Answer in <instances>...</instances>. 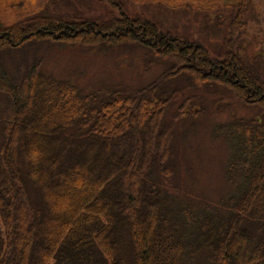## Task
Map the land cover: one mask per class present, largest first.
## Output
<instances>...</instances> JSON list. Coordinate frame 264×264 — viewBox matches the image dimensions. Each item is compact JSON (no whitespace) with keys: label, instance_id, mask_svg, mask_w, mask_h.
Here are the masks:
<instances>
[{"label":"trees","instance_id":"trees-1","mask_svg":"<svg viewBox=\"0 0 264 264\" xmlns=\"http://www.w3.org/2000/svg\"><path fill=\"white\" fill-rule=\"evenodd\" d=\"M57 1L0 0V264H264V78L236 51L254 0H130L226 13L217 53L120 0H99L117 12L106 19ZM40 43L143 50L167 73L143 89L85 92L44 73L37 49L5 61ZM176 81L259 112L213 128L228 150L215 202L181 178L175 127L201 111L174 107Z\"/></svg>","mask_w":264,"mask_h":264},{"label":"rangeland","instance_id":"rangeland-1","mask_svg":"<svg viewBox=\"0 0 264 264\" xmlns=\"http://www.w3.org/2000/svg\"><path fill=\"white\" fill-rule=\"evenodd\" d=\"M130 15H139L159 24L162 30L204 43L212 53L223 46L226 30V13L191 12L186 8L170 10L153 4H134L130 0H120ZM60 5L70 2L80 11L91 9V16L106 19L113 13L112 7L99 0H58ZM57 6V5H54ZM201 43V44H202ZM25 52H17L5 59L8 63L18 64L29 61L30 51L37 49L42 70L59 80H68L85 92L117 89L133 91L143 89L166 76L164 66L151 64L143 50L117 49L100 54L95 49L62 46L58 43H40ZM244 62L256 69L264 78V0H254L247 18V26L236 44V51ZM184 81L170 84V90L185 86ZM180 98L174 107L185 103V109L191 107L200 110L195 118H186L176 125L179 165L182 179L188 192L210 201L220 199L227 191L224 180V166L227 147L224 142L212 137L213 128L236 118L253 117L259 112L246 109L236 100L226 96L221 89H191L183 87ZM187 106V107H186ZM174 111L167 113L169 118ZM186 190V191H187ZM0 239L4 240V229L0 220Z\"/></svg>","mask_w":264,"mask_h":264}]
</instances>
